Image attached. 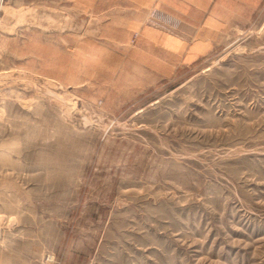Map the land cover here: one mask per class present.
I'll list each match as a JSON object with an SVG mask.
<instances>
[{
	"label": "rangeland",
	"instance_id": "1",
	"mask_svg": "<svg viewBox=\"0 0 264 264\" xmlns=\"http://www.w3.org/2000/svg\"><path fill=\"white\" fill-rule=\"evenodd\" d=\"M123 2L0 0V264H264V1L138 87Z\"/></svg>",
	"mask_w": 264,
	"mask_h": 264
},
{
	"label": "crops",
	"instance_id": "2",
	"mask_svg": "<svg viewBox=\"0 0 264 264\" xmlns=\"http://www.w3.org/2000/svg\"><path fill=\"white\" fill-rule=\"evenodd\" d=\"M130 1L124 0L121 13L111 18L112 24L128 32L129 40L137 34L134 46L127 52L134 58L129 65L141 75V85L132 84L138 87L149 85L146 81L157 82V73L169 76L179 66L197 62L218 44L222 33L248 23L264 0H138L133 11ZM153 15L173 17L168 25H178L174 30L180 37L148 25ZM126 80V86L131 84L130 78ZM120 82L123 87L124 79Z\"/></svg>",
	"mask_w": 264,
	"mask_h": 264
}]
</instances>
